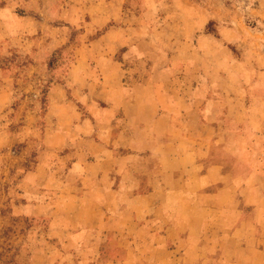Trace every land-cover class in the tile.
<instances>
[{
	"label": "rangeland",
	"instance_id": "obj_1",
	"mask_svg": "<svg viewBox=\"0 0 264 264\" xmlns=\"http://www.w3.org/2000/svg\"><path fill=\"white\" fill-rule=\"evenodd\" d=\"M110 63L119 81H128L130 93L147 82L153 65L158 94L190 101L182 107L190 137H176L174 145L198 147L204 166L212 160L221 164V181L208 189L222 196L202 202L208 200L213 210H234L216 213L203 203L206 231L184 236L216 245L210 257L244 253L239 248L254 242L261 247L264 0H0V264H88L100 255L111 261L119 259L126 241L140 246L135 251L141 264L166 256L150 248L155 239L148 233L134 231L139 220L134 216L117 220L109 211L110 231L95 232V240L79 227L85 230L97 220L87 224L73 202L48 198L53 177L70 178L78 148L98 151L104 143L121 156L129 150L117 144L138 138L130 122L136 109L103 111L108 105L99 98L102 74ZM60 89L74 111L59 109ZM62 111L68 114L60 116ZM166 142L158 136V145ZM56 190L68 194L71 188ZM180 208L188 215L178 222L195 224L193 210ZM120 224L125 236L116 231ZM234 232L244 234L237 240L246 244L236 243Z\"/></svg>",
	"mask_w": 264,
	"mask_h": 264
},
{
	"label": "crops",
	"instance_id": "obj_2",
	"mask_svg": "<svg viewBox=\"0 0 264 264\" xmlns=\"http://www.w3.org/2000/svg\"><path fill=\"white\" fill-rule=\"evenodd\" d=\"M109 33L111 32L108 31L106 35ZM167 63L169 64V61ZM109 67L113 70H110ZM107 68L102 74L107 82H101L103 90L99 96L102 102L108 105V108L105 107L103 111L109 110L112 106L117 107L118 111L120 108H125L126 111L136 109V112L130 115V122H135L132 127L138 138L117 144V146L129 150L127 155L115 156L104 143H100L101 147L98 151L96 148L91 151L92 147L78 148L76 155L79 154V157L72 161L68 171L71 175L70 178L53 177L51 182L59 186L49 187L51 192L48 198L53 202L56 199L57 202L61 200L73 202L74 211L82 213V217L87 219V224L92 219L97 220L99 224L91 223L92 226L85 230L79 227V230L83 232L87 230L90 233L93 232L94 239L96 233L110 231L107 220L113 215L109 217V211L116 214L117 220H120V216L126 217L127 214L136 217L139 220L134 222L136 225L134 231L148 233V238L155 239L154 242H150V248L166 254L164 258L155 259L149 264H264V238L259 240L261 247H256L254 242V245L249 248L243 246L239 248L244 253L238 254L236 250H232L230 254L235 252L236 254L224 258L209 256L211 251L214 252L213 249H217L216 245L205 246L201 237L195 241L191 240L190 236H184V234L199 235L206 231L208 221L204 214L206 207L203 203H206L208 210L216 211V213H231L234 210L233 208L213 210L209 208L212 204H208V200L202 202L205 196L211 198L213 202H215V198L222 196L221 193L215 191L212 193L208 189L210 187L215 189V185L221 181V164L212 160L210 164L204 166L201 163L204 156L198 147H183L182 149L180 145H174L176 137L184 139L190 137L191 133L186 127V122H184L186 119L182 113L184 109L182 107L186 103L188 105L190 101H187L184 96L176 98L167 92L158 94L155 89L158 85L152 80L153 65H149L147 82L135 85L134 89L130 90L133 91L132 93L126 91L129 86L128 81H119L120 74H117L119 71H114L115 66L110 63ZM56 89L59 90V88ZM60 95L61 98L56 101L59 109L63 110L64 107L74 111L72 103L66 101L63 89H60ZM53 99L51 104H55V98ZM62 112L60 116H63L64 113L68 114V112ZM212 123L216 124L214 118H212ZM211 131L215 133L217 129L214 127ZM158 136L166 139L167 142L164 146L157 144ZM109 151H111V156ZM160 152L165 153L166 160L165 157H161ZM92 157L103 160H92ZM156 169V173H152ZM64 185H69L71 188L68 194H64L65 190H62L61 193L56 190L57 187L60 189ZM40 195L42 199L46 197L45 192L42 194L40 192ZM230 195L229 198L234 197L233 193ZM193 204L195 205L193 206ZM180 206L193 210L191 213L195 219L192 223L195 224H190V219L186 220L188 222L186 224L178 222L179 216L186 217V214L188 215L186 212L188 210L182 211L183 208ZM130 207H134V209ZM129 209L132 213H129ZM151 215L161 217L152 219ZM242 216L243 220L247 217L246 213H243ZM75 227L78 225L76 224ZM116 231L125 236L127 232L125 224L118 225ZM78 234L80 233L78 232ZM247 234L249 235L250 232ZM230 235L234 237L236 243L246 244L245 241L237 240L242 239L244 234L234 232ZM260 236L264 237V234ZM182 237L183 239H181ZM174 238H178V240L175 241ZM91 239L92 237L90 242ZM75 240L78 246L82 238L78 236ZM159 243L162 245L159 246ZM81 246L83 247V244ZM99 246L104 247L102 243H99ZM139 247H133L132 242L126 241L123 247L125 250L123 249L120 253L119 259L110 261L106 255H100L97 257L100 261L94 258L95 260L90 259L86 263L91 264L90 261H92V264H141V260L138 261L136 258L139 254L135 251ZM127 248L128 251H126ZM246 253L252 255H245ZM206 255L208 257H205Z\"/></svg>",
	"mask_w": 264,
	"mask_h": 264
}]
</instances>
